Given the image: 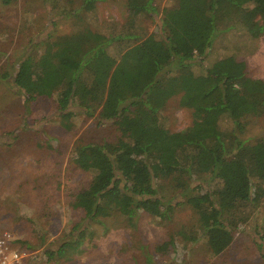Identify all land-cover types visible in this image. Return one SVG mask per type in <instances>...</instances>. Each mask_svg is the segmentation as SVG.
<instances>
[{
    "label": "trees",
    "instance_id": "16d2710c",
    "mask_svg": "<svg viewBox=\"0 0 264 264\" xmlns=\"http://www.w3.org/2000/svg\"><path fill=\"white\" fill-rule=\"evenodd\" d=\"M16 1L1 0L6 6ZM104 1L79 0L76 9L63 12L81 18ZM157 1L128 0L127 7L134 19L151 16ZM172 1L163 11L160 37L80 28L59 37L57 46L48 44L41 56L22 60L14 83L28 102L57 93L66 128L77 115L73 109L117 127L115 142L82 146L73 158L78 169L92 175L73 204L85 212L86 221L115 213L130 219L139 212L162 216L166 205L157 182L169 181L187 193L200 236L218 256L264 202V138L254 144L241 138L246 121L264 115V80L249 77L234 60L228 66V58L217 60L200 78L194 68L230 30L246 31L252 40L263 36L264 0ZM10 76L2 74L3 79ZM175 98L193 116L192 125L180 132L170 131L163 117ZM224 119L233 122L232 129H221ZM195 181L202 183L197 195H190ZM69 238L46 256L58 260L68 249L79 248L84 233Z\"/></svg>",
    "mask_w": 264,
    "mask_h": 264
},
{
    "label": "rangeland",
    "instance_id": "374dc122",
    "mask_svg": "<svg viewBox=\"0 0 264 264\" xmlns=\"http://www.w3.org/2000/svg\"><path fill=\"white\" fill-rule=\"evenodd\" d=\"M57 1L17 0L6 6L0 0V235L9 233L24 248L38 253V264H264V202L218 256L200 236L198 215L187 204V193L169 181L157 182L166 205L159 217L139 212L130 219L115 213L92 222L85 220L83 210L74 208L77 194L92 181L90 173L73 163L77 149L115 142L120 133L113 122H101L78 109H73L77 115L64 127L57 93L28 102L15 86L14 75L22 60L41 56L48 44L57 46L59 37L80 28L105 35L132 32L160 37L163 11L173 1L158 0L156 13L135 19L128 0L100 2L93 12L81 13V18H67L63 12L76 9L79 0H72L71 7L66 4L69 0ZM225 58L231 60L228 66L234 60L249 77L264 80V35L252 40L246 31L230 30L217 38L205 60L196 61L194 74L203 77L217 60ZM3 73L11 76L3 79ZM163 117L172 132L193 123L192 112L181 108L179 98L169 103ZM246 124L242 139L254 144L264 138V115ZM220 126L230 130L233 122L224 119ZM201 183L195 181L188 194L197 195ZM213 184H205L204 192ZM80 233L84 238L79 248L68 249L58 260L46 256L47 251L57 253L64 240Z\"/></svg>",
    "mask_w": 264,
    "mask_h": 264
},
{
    "label": "built area",
    "instance_id": "2783aa9c",
    "mask_svg": "<svg viewBox=\"0 0 264 264\" xmlns=\"http://www.w3.org/2000/svg\"><path fill=\"white\" fill-rule=\"evenodd\" d=\"M39 254L23 247V243L9 233L0 235V264H38Z\"/></svg>",
    "mask_w": 264,
    "mask_h": 264
}]
</instances>
